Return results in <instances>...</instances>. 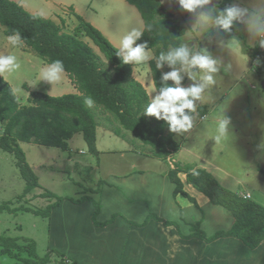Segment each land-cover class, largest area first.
Wrapping results in <instances>:
<instances>
[{
  "label": "rangeland",
  "instance_id": "obj_1",
  "mask_svg": "<svg viewBox=\"0 0 264 264\" xmlns=\"http://www.w3.org/2000/svg\"><path fill=\"white\" fill-rule=\"evenodd\" d=\"M12 1L21 4L32 14L59 19L64 32L70 34L79 25L73 7L78 15L98 28L117 48L120 37L130 27L145 29L141 14L126 0ZM222 1L213 0V3L219 7ZM162 3L187 31L182 43H189L196 50L208 48L223 62L222 70L217 74V83L198 102V107L203 106L204 112L197 108L192 128L176 135V140L185 148L177 158L174 157L177 166L191 169L197 164L200 169L209 171L222 188L242 196L249 194L252 201L264 206V154L258 148L264 138V48L259 45L253 47L254 41L249 38L243 25L234 26L227 37L222 36L225 33L216 31L209 34L211 29L194 25L195 14L181 9L176 0H162ZM7 37L5 28L0 26V55L16 56L20 67L2 75L11 83L19 102L27 105L30 97L28 87L33 91H50L49 86H45L49 83H39L38 80L45 62L33 50L22 52L21 46L25 45L13 46ZM82 39L110 69L111 66L93 42L85 37ZM152 52L155 55V51ZM257 59L261 64L253 70ZM149 62L134 65L135 75L140 76L143 82L146 79L154 80ZM161 70L170 71L166 66ZM66 77L65 72L59 82L52 84L57 88L53 94L73 91L70 86L62 87ZM89 110L98 125L99 156L89 152L82 134L74 136L67 151L34 143L20 144L40 185L26 196V182L16 165L15 155L0 150V206L10 205V211L0 212V235L30 239L36 249V258H48L46 264H77L70 253L74 248L73 238L66 236L56 222H51L50 214H45L56 198L80 199L90 196L100 201L101 194L95 190L101 188V180L110 183L116 177L132 175L141 170L169 169L175 164L173 160L169 163L156 158L152 149L143 145L131 132L124 130L125 137L113 134L119 125L101 106L94 104ZM225 113L232 118L233 133L217 139L218 120ZM46 191L53 193L54 197L41 196ZM104 254L110 255L109 251ZM0 264H16V260L7 254H0ZM247 264H255V261Z\"/></svg>",
  "mask_w": 264,
  "mask_h": 264
},
{
  "label": "trees",
  "instance_id": "obj_2",
  "mask_svg": "<svg viewBox=\"0 0 264 264\" xmlns=\"http://www.w3.org/2000/svg\"><path fill=\"white\" fill-rule=\"evenodd\" d=\"M136 7L144 21L145 31L140 41L147 42L151 50L158 55L170 47L182 43L187 31L177 23L173 14L166 9L162 0H126ZM232 0L219 4L223 9ZM79 25L73 34L64 32V27L41 15L32 14L12 0H0V26L5 34L11 36L19 33L28 49L33 50L47 64L61 60L79 94H67L54 97L43 92L33 91L28 104L21 105L11 85L0 75V150L13 153L16 165L26 182V192L40 188L37 176L27 162L26 154L20 144L34 143L46 147L69 150V141L77 134H82L91 154L99 156L97 148V122L94 115L84 103V98L91 96L95 104L101 106L113 121L119 125L113 133L123 137L122 131L131 132L143 145L152 149L153 155L164 161H172L180 152L181 145L176 135L169 132L164 121L143 115L150 102L144 86L133 77V66L123 64L116 55L118 48L94 25L76 15ZM152 30L148 31L147 26ZM225 33L224 37L229 36ZM90 39L100 50L111 68H106L101 57L82 38ZM156 89L161 85L162 70L149 62ZM171 85V81L167 82ZM186 84V80L184 81ZM204 107L198 111L204 112ZM183 172L178 166L170 169L168 175L175 185L174 196L183 195L196 201L185 191V185L179 174ZM187 182L197 191L208 197L215 206L226 209L234 218L233 226L227 231H219L212 236L201 230V223L193 226L198 237L207 243L220 238L233 237L241 240L250 249L258 248L264 241V206L222 188L212 174L206 169L187 170ZM101 188L95 190L99 195L107 182L100 181ZM23 196V197H24ZM41 196L53 198L54 194L44 192ZM22 198V197H21ZM65 200L75 204L91 201L95 205L93 216L97 226H106L113 221L98 222L101 210L100 201L90 196L80 199L59 197L45 213L60 206ZM1 211H10V205L0 206ZM36 213H40L35 211ZM115 219V217H114ZM151 219L163 222L166 226L174 223L160 219L150 213L141 226ZM0 254H7L16 260V264H46L48 258L37 259L33 242L25 237L13 238L0 235Z\"/></svg>",
  "mask_w": 264,
  "mask_h": 264
},
{
  "label": "crops",
  "instance_id": "obj_3",
  "mask_svg": "<svg viewBox=\"0 0 264 264\" xmlns=\"http://www.w3.org/2000/svg\"><path fill=\"white\" fill-rule=\"evenodd\" d=\"M47 19L59 24V19L55 17ZM21 48L22 52L31 51L26 46ZM43 64L45 66L47 63ZM133 72L134 78L144 86L151 99L157 90L154 80L146 79L143 82L140 76L135 75L134 65ZM0 75L3 76L2 73ZM66 75V83H62V87L70 86L73 91L53 94L57 88L45 84L50 90L45 93L54 97L79 94ZM3 78L8 81L6 77ZM27 89L30 96L33 90L30 87ZM122 134L125 137L124 130ZM180 145L178 154L185 151L184 146ZM173 163L169 169L141 170L132 175L116 177L110 183L106 181L100 196L101 210L98 215V222L101 223L113 219L106 226L94 223L95 205L91 201L75 204L65 200L52 209L51 222H56L66 236L73 238L74 248L70 253L77 264H241L242 261H245L243 264L254 261L255 264H264V241L258 248L250 249L233 237L220 238L211 243L191 237L195 233L193 226L197 223H201V230L207 236H212L219 231L229 230L235 220L226 209L213 205L208 197L188 184L186 171L200 169L197 164L191 169L180 167L183 172L179 174L185 191L196 203L183 195L174 196L175 185L168 175L170 169L177 166V160L173 159ZM150 213L174 224L166 226L161 221L151 219L141 226ZM105 251H109L110 257L105 256Z\"/></svg>",
  "mask_w": 264,
  "mask_h": 264
},
{
  "label": "clouds",
  "instance_id": "obj_4",
  "mask_svg": "<svg viewBox=\"0 0 264 264\" xmlns=\"http://www.w3.org/2000/svg\"><path fill=\"white\" fill-rule=\"evenodd\" d=\"M176 2L184 11L195 14L194 25L210 28L209 34L213 31L231 33L234 26L243 25L249 38L254 41L253 47L259 45L264 48V0H232L223 9L217 7L213 0ZM147 30L151 31L152 26L148 25ZM144 31V27H130L120 37L116 55L121 58L123 64L142 65L154 61L157 69H163L165 66L170 69L162 72L161 85L155 95L151 96L143 115L164 121L169 132L180 135L192 128L198 102L217 83V74L221 72L223 62L208 48L196 50L186 42L154 55L146 41L137 43ZM7 39L13 46L23 42L19 33L8 36ZM260 64L261 61L257 59L253 70ZM19 67L16 56L0 55V73L14 72ZM246 69L249 71L247 67ZM64 74L63 62L55 60L42 68L39 83L44 81L52 85L59 82ZM185 80L190 83L185 85ZM169 81L172 82L171 85L167 83ZM84 103L91 108L95 101L91 96H87ZM218 133L217 139L233 133L232 118L226 113L218 120ZM258 148L264 154V138Z\"/></svg>",
  "mask_w": 264,
  "mask_h": 264
},
{
  "label": "built area",
  "instance_id": "obj_5",
  "mask_svg": "<svg viewBox=\"0 0 264 264\" xmlns=\"http://www.w3.org/2000/svg\"><path fill=\"white\" fill-rule=\"evenodd\" d=\"M246 199H251V195H246V196H244Z\"/></svg>",
  "mask_w": 264,
  "mask_h": 264
}]
</instances>
